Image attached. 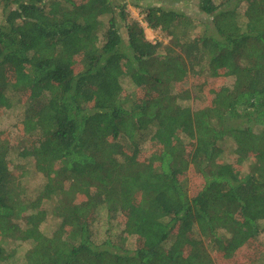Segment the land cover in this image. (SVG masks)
I'll list each match as a JSON object with an SVG mask.
<instances>
[{"label": "trees", "instance_id": "1", "mask_svg": "<svg viewBox=\"0 0 264 264\" xmlns=\"http://www.w3.org/2000/svg\"><path fill=\"white\" fill-rule=\"evenodd\" d=\"M192 1L0 0V264H264V0Z\"/></svg>", "mask_w": 264, "mask_h": 264}, {"label": "rangeland", "instance_id": "2", "mask_svg": "<svg viewBox=\"0 0 264 264\" xmlns=\"http://www.w3.org/2000/svg\"><path fill=\"white\" fill-rule=\"evenodd\" d=\"M191 3H192L191 6L194 9H198V7L196 6V4L198 3L197 0H194ZM128 12L130 13L131 17H135L138 20L142 21V24L146 27L145 33L148 39L154 42L160 41L164 44H168L170 42L171 37L165 34L160 29H152V28L147 27V24L143 21L145 14H143L140 8H136L132 5H129ZM202 80L204 81L205 78H202ZM233 81H234L233 77H226L224 79L210 78L209 81L207 80V82H209L210 84L216 83V85H219L220 82L221 84L222 83L232 84ZM197 82H199L198 79H197ZM123 86L130 94L134 90V86L128 80H123ZM17 117H18L17 111H13L10 113H5L3 115H0V130L8 129L9 132L11 133L15 129L14 123L17 120ZM15 132H16V129H15ZM17 135L18 134L16 133L13 134L11 139H13V142L15 144L17 143V141H18V144H20L21 138L18 140ZM149 157H150V154H146V153H140V155L138 156L140 160H146ZM234 158L235 156L231 152L227 156V159L230 161L233 160ZM13 162H15V160ZM17 163H18L17 167L19 168L18 170L20 172H23L25 169H29L28 167H31L32 169L33 167H35L34 164L32 165L27 164L26 161H17ZM245 169L247 170V168ZM25 176H26L24 179V188L26 192L25 197L27 198V200H34L38 194L40 187L43 185V180H44L43 174L37 170L35 172L33 170V174L28 173ZM54 204H55V201L44 204V207L46 208V212H47V217L40 227L48 235H51V233L59 225V218H57L56 216L54 217V215L52 214V209L54 208ZM124 221L125 219L121 214H116L114 215V217H110L104 208H99L96 222L94 223L92 227L93 239L96 241H101L107 235L114 236V233L120 230L124 226L125 224ZM33 224H36V222L34 221ZM31 228H35V225H33ZM10 246H11L10 250H12L11 252H13V249H17L18 251L16 252V254L8 255L6 264H27V261L25 260V253L27 249L30 247V245L28 243H23L22 245H19L17 247L14 244Z\"/></svg>", "mask_w": 264, "mask_h": 264}]
</instances>
